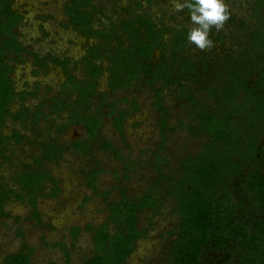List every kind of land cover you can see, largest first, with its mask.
Wrapping results in <instances>:
<instances>
[{"label": "trees", "instance_id": "1", "mask_svg": "<svg viewBox=\"0 0 264 264\" xmlns=\"http://www.w3.org/2000/svg\"><path fill=\"white\" fill-rule=\"evenodd\" d=\"M119 1L113 0V8ZM142 1L150 4L153 0L130 3L135 2L133 8L138 10ZM247 1L249 18L230 15L228 20L237 32L216 37L210 33L214 47L202 51L191 47L184 25L159 26L148 14H135L130 6L123 8L127 17H116L115 21L93 0H67L63 9L67 20L62 27L71 28L86 42L80 60L84 77L79 81L69 72L68 59L39 57L22 46L17 29L23 18L13 9L14 0H0V157L8 160L9 147L23 143L40 149L31 157V164H24V170L11 177L15 188L5 181L0 183V218L10 217L4 205L13 196L31 206L30 217L41 225L38 198L55 197L59 192L57 181L45 165L62 160L69 149L90 152L98 143L99 150L122 162L123 176L118 186H112L119 199L108 200L109 193L98 191L94 184L97 171L85 175L87 186L104 201L106 218L97 226L70 228L73 243L81 231L90 232L92 248L82 264H126L138 241L146 237L147 230L139 227L140 215L159 213L167 201L172 202L171 210L178 223L169 232L165 264H264V0ZM183 12L185 20L190 21L187 10ZM112 14L119 13L113 9ZM103 19L108 23L104 24ZM24 54L33 56L34 76L39 70L47 73V58L61 66L66 78L59 91L47 100L48 109L56 117L67 114L66 123L55 126L56 131L81 126L83 140L67 146L50 134L47 140H36V127L49 114L42 110L44 103L33 110L25 106L27 97H36L38 82L35 91L15 88V63H24ZM104 73L112 93L146 86L152 93L151 106L159 113L161 142L153 152L155 166L145 163L153 169L154 176L138 194L129 192L123 183L129 178L128 170L138 161L121 156L100 135L103 116L111 117L113 127L122 135L126 118L138 104L134 99L128 102V108L120 107L116 100L105 104L107 94L97 92L98 80ZM164 91L184 111L186 123L180 121L179 126L199 146L196 153L180 158L177 168L167 171L162 169L168 156L161 155V145L171 128ZM95 100L98 103L94 106ZM121 102H127V97L123 96ZM15 104L18 109L13 111ZM7 121L19 125L12 127L9 135L3 133ZM26 131L34 137L30 138ZM46 182L53 185L50 193L44 192ZM55 245L61 246L69 260L67 247ZM33 252L22 242L21 251L7 254L2 264H30Z\"/></svg>", "mask_w": 264, "mask_h": 264}, {"label": "rangeland", "instance_id": "2", "mask_svg": "<svg viewBox=\"0 0 264 264\" xmlns=\"http://www.w3.org/2000/svg\"><path fill=\"white\" fill-rule=\"evenodd\" d=\"M65 1L67 0H14L12 7L23 18L17 29L18 41L28 52L38 54L39 57L68 59L69 72L80 81L84 77L80 60L84 56L86 42L71 28L62 27L67 20L63 13ZM112 2L113 0H93L94 5L103 7L105 15L115 21H117L116 17H127L123 11L124 7L130 6V9L134 10L135 2L130 3V0H120L116 8H113ZM225 3L229 6L230 15L235 18H249L247 0H225ZM113 9L119 13L117 16L112 14ZM134 13L148 14L159 26L165 24L179 28L184 25L187 29L191 26L190 21L185 20L186 13L176 11L171 0H153L150 4L142 1V7L134 10ZM99 17L100 15L97 18ZM103 22L107 24L108 20L103 19ZM230 31L237 32L227 21L223 30L217 32L213 28L210 33L216 37ZM230 43L227 40V45ZM194 47L197 49L195 45ZM32 54H24V63H15L12 79L17 91L24 89L27 92L35 91V83H39L35 91L36 97H27L25 100V106L31 110L38 107L40 103H44L42 110L49 114L47 118H41L36 127V140L38 142L47 140L48 134L64 146L72 141L83 140L84 129L81 126L56 131L55 126L66 123L64 119L67 114L62 113L61 116L64 118L56 117L50 114L48 109L47 100L59 91L66 78L61 66L52 64L47 58V73L44 74L39 70L38 75L34 76L32 70L36 66L33 65ZM102 64L106 65L107 62ZM97 92L107 94L105 104L116 100L120 107L128 108V102L132 99L138 104V108L126 118L122 135L113 127L111 117L107 116H103L100 133L102 138L116 147L121 156L130 161H138L128 170L129 178L123 182L129 192L138 194L149 185L154 176L153 169L148 168L145 163L153 164V152L158 150L161 142L157 128L159 113L151 106L152 93L144 85L135 91L112 93L107 87L106 73L98 80ZM164 93L165 105L169 110L167 122L171 128V131L166 132L167 138L161 145L163 149L161 155L168 156V163L162 164V169L167 171V169L177 168L179 159L188 153H196L199 146L198 141L191 138L184 127L179 126L180 121L186 123L184 111L172 95H168L166 91ZM123 96L127 97V102H121ZM97 103L98 101L95 100L94 106ZM17 109L18 105L15 104L12 110ZM14 126L19 127L18 124ZM14 126L11 121H7V127L3 133L9 135ZM26 134L30 138L34 137L30 132L26 131ZM97 145L98 143L94 145L96 149L93 148L94 150L85 153L69 149L64 153L62 160L45 165L46 170L57 181L59 192L55 197L38 198L36 207L42 221L41 225L30 217L32 208L26 201L20 202L12 196L11 202L4 205V211L10 214V217L0 218V264L7 254L21 251L22 242L34 249L30 264H48L49 262L82 264L83 260L89 256L92 248L90 232L81 231L77 241L73 243L69 230L73 226L84 229L87 224L92 226L101 224L106 218V207L102 197L96 195L87 186L85 175L90 171H97V180L94 184L98 191L109 193L108 200L119 199L117 191L112 186H118L123 176L122 162L115 160L109 153L99 150ZM39 152L38 146L31 144L10 146L9 152H6L9 159L4 160L0 157V177L2 178L0 183L5 181L15 188L11 177L20 174L24 170L23 165L31 164V157L38 155ZM44 187V192L50 193L53 185L46 182ZM171 203V201L164 203L157 214L144 212L140 215L139 227L147 230L146 237L138 241L136 250L129 256L126 264H165V248L167 241L171 239L169 232L174 230L178 223V217L172 213ZM58 243L67 247L69 260L66 259L61 246L55 245Z\"/></svg>", "mask_w": 264, "mask_h": 264}, {"label": "clouds", "instance_id": "3", "mask_svg": "<svg viewBox=\"0 0 264 264\" xmlns=\"http://www.w3.org/2000/svg\"><path fill=\"white\" fill-rule=\"evenodd\" d=\"M171 4L178 12L187 10L191 23L186 33L187 40L202 51L214 47L209 39L210 31L214 28L220 32L230 18L225 0H171Z\"/></svg>", "mask_w": 264, "mask_h": 264}]
</instances>
